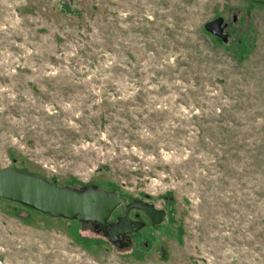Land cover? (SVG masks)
<instances>
[{
    "label": "rangeland",
    "instance_id": "374dc122",
    "mask_svg": "<svg viewBox=\"0 0 264 264\" xmlns=\"http://www.w3.org/2000/svg\"><path fill=\"white\" fill-rule=\"evenodd\" d=\"M1 168L166 220L117 247L0 198V264H264V5L0 0Z\"/></svg>",
    "mask_w": 264,
    "mask_h": 264
},
{
    "label": "water",
    "instance_id": "95a60500",
    "mask_svg": "<svg viewBox=\"0 0 264 264\" xmlns=\"http://www.w3.org/2000/svg\"><path fill=\"white\" fill-rule=\"evenodd\" d=\"M264 5V0H248ZM204 29L226 43L228 38L223 33V18L218 17L207 22ZM0 198L31 208L51 218H62L91 224L104 230V237L114 244L121 235L139 232L144 223L135 222L128 217L131 210H139L149 219L152 226L165 222L166 212L152 204L134 200L130 203L114 191L97 188L94 185L82 188L58 186L47 180L20 172L12 168L0 169ZM121 207L124 216L116 223H109L113 212Z\"/></svg>",
    "mask_w": 264,
    "mask_h": 264
},
{
    "label": "flooded vegetation",
    "instance_id": "af4514ba",
    "mask_svg": "<svg viewBox=\"0 0 264 264\" xmlns=\"http://www.w3.org/2000/svg\"><path fill=\"white\" fill-rule=\"evenodd\" d=\"M126 202H127V201H126ZM115 211H118V212L114 215L113 219H111L109 223H116L118 218L124 216V213H123L121 207H118ZM115 211H114V212H115ZM131 211H134V210H131ZM131 211L128 213V217H129L131 220H133V221H135V222H142V223H144V227H143V228H145V225H146L147 223L151 225L149 219L143 214V212H141V211H139V210H135V211H139V212L142 214V216H143L144 220H146V222L143 221V220H141V219H139V218H140L139 214H134V215L131 216V214H130ZM114 212H113V213H114ZM112 215H113V214H112ZM112 215H111V216H112ZM110 218H111V217H110ZM92 226H93V225H92ZM151 226H152V225H151ZM154 227H155V226H154ZM93 228H94L95 231L100 232L101 234H103V232H104V230L101 229V228H95L94 226H93ZM143 228H142V229H143ZM142 229H141V230H142ZM137 233H138V232H137ZM134 234H136V233H132V234H130V235H121V236H119V237L116 239L114 245H116L117 247H124V246H127V245H128V237H131V238H132V236H133ZM106 238L108 239V237H106Z\"/></svg>",
    "mask_w": 264,
    "mask_h": 264
},
{
    "label": "trees",
    "instance_id": "16d2710c",
    "mask_svg": "<svg viewBox=\"0 0 264 264\" xmlns=\"http://www.w3.org/2000/svg\"><path fill=\"white\" fill-rule=\"evenodd\" d=\"M81 224V223H80Z\"/></svg>",
    "mask_w": 264,
    "mask_h": 264
}]
</instances>
